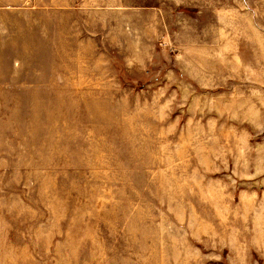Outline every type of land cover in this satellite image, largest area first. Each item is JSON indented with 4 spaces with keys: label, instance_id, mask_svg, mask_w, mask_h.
<instances>
[{
    "label": "rangeland",
    "instance_id": "rangeland-1",
    "mask_svg": "<svg viewBox=\"0 0 264 264\" xmlns=\"http://www.w3.org/2000/svg\"><path fill=\"white\" fill-rule=\"evenodd\" d=\"M0 264H264V0H0Z\"/></svg>",
    "mask_w": 264,
    "mask_h": 264
}]
</instances>
